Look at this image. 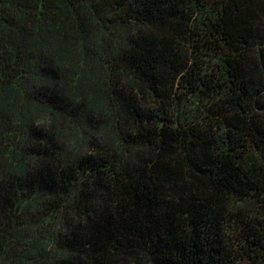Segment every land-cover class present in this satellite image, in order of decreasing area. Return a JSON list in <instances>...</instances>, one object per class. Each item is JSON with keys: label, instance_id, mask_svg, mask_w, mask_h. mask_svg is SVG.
Segmentation results:
<instances>
[{"label": "trees", "instance_id": "trees-1", "mask_svg": "<svg viewBox=\"0 0 264 264\" xmlns=\"http://www.w3.org/2000/svg\"><path fill=\"white\" fill-rule=\"evenodd\" d=\"M0 264H264V0H0Z\"/></svg>", "mask_w": 264, "mask_h": 264}]
</instances>
